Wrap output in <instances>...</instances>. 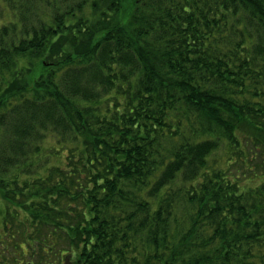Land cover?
<instances>
[{"label": "trees", "instance_id": "1", "mask_svg": "<svg viewBox=\"0 0 264 264\" xmlns=\"http://www.w3.org/2000/svg\"><path fill=\"white\" fill-rule=\"evenodd\" d=\"M0 264H264V0H0Z\"/></svg>", "mask_w": 264, "mask_h": 264}, {"label": "rangeland", "instance_id": "2", "mask_svg": "<svg viewBox=\"0 0 264 264\" xmlns=\"http://www.w3.org/2000/svg\"><path fill=\"white\" fill-rule=\"evenodd\" d=\"M130 4H131V0H125V6H126L127 9H128V7H130ZM53 144L54 143L50 140V141H47L46 142V145L45 146H46L47 149H50ZM62 159L61 158H57V156H52L50 158V162H51V164L59 165L60 160H62Z\"/></svg>", "mask_w": 264, "mask_h": 264}]
</instances>
